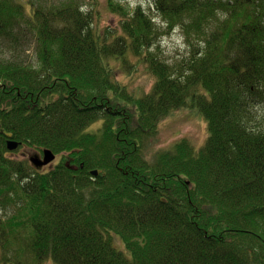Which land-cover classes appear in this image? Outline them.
<instances>
[{"label": "trees", "instance_id": "1", "mask_svg": "<svg viewBox=\"0 0 264 264\" xmlns=\"http://www.w3.org/2000/svg\"><path fill=\"white\" fill-rule=\"evenodd\" d=\"M149 3L164 28L118 0L104 29L80 0H0V264H264V0ZM176 29L191 47L177 66L158 52ZM111 61L145 65L151 92ZM184 108L205 118V145L148 161L146 141ZM9 141L59 160L38 171Z\"/></svg>", "mask_w": 264, "mask_h": 264}, {"label": "rangeland", "instance_id": "2", "mask_svg": "<svg viewBox=\"0 0 264 264\" xmlns=\"http://www.w3.org/2000/svg\"><path fill=\"white\" fill-rule=\"evenodd\" d=\"M48 5L57 3L60 0H46ZM121 4L126 5L133 11L137 6H142L148 16L153 18L155 23L159 27H165L166 24L162 21L160 14L156 11L153 4L149 3V0H118ZM95 0H80V4L83 5L85 11L90 9H98L100 11V28L116 27L120 21V16L107 11V0H98L96 7ZM158 52L161 53V58L167 61L171 65H179L180 61L190 54L191 47L187 43V39L181 29H176L174 32L163 35L159 40ZM25 61L35 62L34 53L32 50L23 54ZM134 59V58H133ZM132 59V60H133ZM134 61H136L134 59ZM113 68L115 69V77L123 84L127 85L131 92L135 93L137 97H142L151 92L154 84L155 77L149 73L143 64L134 65V68H122L121 64L116 61H111ZM263 112L262 108H258L257 112ZM101 126V123H97L92 126L89 131L96 130L97 126ZM209 131L208 124L205 118L193 108H184L176 110L171 113L166 119L162 120L159 124L158 131L155 136L146 141L144 146L145 158L150 162H155L156 157L160 152L171 150V148L182 139H188L192 142L196 150L203 147L208 139ZM33 151V149H28ZM24 151H17L16 153L9 154V156L15 157V159H23ZM58 157L52 166H55L58 162ZM44 170H48L45 168ZM0 217L6 219L9 214L1 211ZM115 242L119 248H123L121 241L116 238ZM19 249L20 247L17 246ZM16 251L11 250V256L17 258ZM34 256L32 253L27 252L19 261L22 264H35ZM43 264H56L52 259L46 260Z\"/></svg>", "mask_w": 264, "mask_h": 264}, {"label": "water", "instance_id": "3", "mask_svg": "<svg viewBox=\"0 0 264 264\" xmlns=\"http://www.w3.org/2000/svg\"><path fill=\"white\" fill-rule=\"evenodd\" d=\"M20 147V144L15 141H9L7 148L10 152L16 151ZM56 160V155L50 150H44V158L42 159L38 154L30 157L31 164L35 166L37 170H42L45 166L52 164ZM94 176L98 173L93 172Z\"/></svg>", "mask_w": 264, "mask_h": 264}, {"label": "flooded vegetation", "instance_id": "4", "mask_svg": "<svg viewBox=\"0 0 264 264\" xmlns=\"http://www.w3.org/2000/svg\"><path fill=\"white\" fill-rule=\"evenodd\" d=\"M24 151V153H23V159L25 158L26 160H28L30 163H31V161H30V157L31 156H33V155H39L42 159L44 158V150L43 151H37V150H33V151H29L27 148H18L16 151H14L13 150V152H10L9 154L10 155H12V153L14 154V153H16L17 151ZM8 154V155H9ZM11 158H15V157H13V156H10ZM57 164V163H56ZM33 166V165H32ZM35 167V166H34ZM53 166H52V164H50V165H47V166H45L42 170H40V171H47V170H44L45 168H47L48 170L50 169V168H52Z\"/></svg>", "mask_w": 264, "mask_h": 264}]
</instances>
